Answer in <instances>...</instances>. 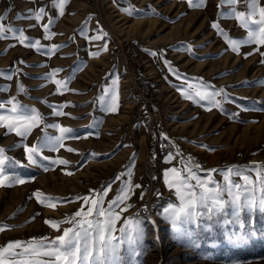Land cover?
Returning a JSON list of instances; mask_svg holds the SVG:
<instances>
[{"label":"rangeland","instance_id":"rangeland-1","mask_svg":"<svg viewBox=\"0 0 264 264\" xmlns=\"http://www.w3.org/2000/svg\"><path fill=\"white\" fill-rule=\"evenodd\" d=\"M257 2L264 7V0ZM40 8L45 10L40 21L24 18L29 9ZM128 8L134 11L123 10ZM233 9L247 16V0H237L234 6L204 0L203 7H189L187 0H69L62 16L53 0H0V17L6 18L0 23L17 29L15 36L24 30L29 38L21 44L9 32L0 39V71L4 73L0 75V103L5 105L0 116L12 115V104L18 103L23 108L19 114L31 115L34 109L43 120L27 138L0 127V148L21 162L8 165L7 174L26 181L0 186V225L6 226L0 231V247L11 241L50 240L61 235L72 225L61 224L58 231L45 220L70 218L82 207L86 212L91 199L101 196L107 208L130 179L141 187L133 188L125 202L131 207L120 213L116 228L139 213L145 235L139 249L142 255L131 257L127 246L122 247L123 264H264V212L259 209L243 208L238 213L239 224L232 222L231 206L211 219L199 218L185 226L192 236L183 241L177 239L171 220L163 214L169 203L180 204L175 189L165 183V172L183 170L189 159L200 165L201 171L194 167L193 171L201 179L215 169L212 178L221 185L225 183L222 173L229 168L249 169L245 174L255 180L253 167L264 165V56L260 54L264 46L242 44L239 53L231 50L229 40H245L258 27H242ZM50 19L49 29L55 35L44 39L43 25ZM214 23L223 35L212 27ZM101 31L107 37L93 40ZM36 40L42 45L39 50L25 46ZM53 45L61 47L50 53ZM53 70H59L54 80L65 82L67 91L58 92L48 78ZM143 75L150 89L144 95L139 81ZM196 90L220 91L215 99L221 108L181 94ZM58 105H66L60 109L65 115L54 114L53 106ZM141 107L143 122L136 119ZM154 119H158L159 131L152 126ZM55 125L72 129L65 134L64 146L42 148L40 157L48 160L38 158L37 165L28 166L25 145L39 146L45 135L59 137ZM151 134L173 144V159L169 160L170 154L148 155ZM60 159L68 163H51ZM233 179L242 183L239 177ZM155 189L161 197L157 203ZM37 191L58 198L52 202L56 207L41 204ZM85 196L90 198L88 204L76 199ZM223 199H228L226 193ZM232 232L249 236L233 242L229 239ZM115 235L121 234L117 231Z\"/></svg>","mask_w":264,"mask_h":264},{"label":"snow or ice","instance_id":"snow-or-ice-1","mask_svg":"<svg viewBox=\"0 0 264 264\" xmlns=\"http://www.w3.org/2000/svg\"><path fill=\"white\" fill-rule=\"evenodd\" d=\"M69 0H53V6L59 8V14L62 16L65 11V6ZM222 3L230 5H236L237 0H221ZM189 7H203L204 0H198L194 3V0H187ZM248 14L245 16L244 12H236L233 9L232 15L239 21L241 26L248 28L250 25H257L255 30H250L248 37L245 40H229V46L233 52L239 53L240 46L242 44L255 43L259 46H264V7H259L257 0H247ZM125 12L131 14L134 9H123ZM29 16L24 18H34L36 21H40L45 16L44 8H40L38 11L29 9ZM259 17L255 19V17ZM5 17H0V21L5 20ZM53 21L50 19L48 24H44V39H49L55 33H52L49 29V24ZM35 25H33L34 27ZM213 28H216L223 35V31L219 28L218 24H213ZM24 30H19L20 35L15 36L17 29L9 27L5 28L3 23H0V39L6 37L7 33H13L16 39L21 44H24L29 38L23 35ZM83 31V29H82ZM107 37V33L101 31V34L92 37L93 40H100ZM38 50L42 47L39 40L32 42L30 45ZM59 45H53L48 51L55 52ZM103 50H107V44L103 46ZM191 51V46L188 48ZM259 51V47L255 49ZM99 53H93L94 56ZM156 55V53H150ZM248 53L246 55H252ZM264 56V52L260 53ZM22 63V61H21ZM169 70L172 71L177 78L180 74L171 67L170 62L165 61ZM59 70H53L49 74L50 79L57 85V91H67V85L63 81L54 80L56 72ZM4 73L0 71V75ZM9 75L7 79H11ZM115 83V82H114ZM202 88L204 85L201 86ZM18 89L23 91V85H18ZM222 91V90H221ZM186 99L192 100L194 97H198L199 101L208 100L209 103L216 108H221V102L216 100L215 97L221 95L220 91L208 93L207 91L196 90L194 93L188 92L181 93ZM14 99V98H13ZM115 100L116 97H113ZM224 99L227 100L225 94ZM11 103V101H10ZM66 105L53 106V112L55 115H65L62 109ZM5 105L0 103V109ZM111 111H115V107H110ZM208 110H211L209 108ZM23 111L22 106L18 103L12 104L10 112L12 115L0 116V127H5L9 132H15L17 136L27 138L33 128L39 127L42 123V117L34 109L31 110V115L19 114ZM46 127H52L47 125ZM61 133L59 137H49L47 135L40 138L39 146L33 145L31 147L25 145L24 152L28 161V166L38 164V158L48 160V157H40L42 148H51V150H58V147H63V140L66 133H71L72 129L55 125ZM72 151V149H68ZM173 159V156L169 155V160ZM20 161H13L11 157L5 155V150L0 148V186L11 187L14 185H22L26 181L17 175L7 174V166L10 164L20 165ZM52 164H67L68 161L60 159L51 161ZM47 170L46 165H42ZM193 167L197 171H201L199 164L193 165L189 159L188 163H185L183 170L177 168H171L165 172V183L169 189H175V195L180 204L177 206L174 203H169L164 209V215L167 219L171 220L173 227L177 231V239L185 240L190 239L192 233L188 230L186 225L195 223L199 218L208 217L211 219L218 213L225 210L226 207L231 206L234 209L233 216L234 224H239V211L243 208L249 210L259 209L264 212V165L254 166L253 171L256 172V179L254 180L250 175L245 173L250 171L245 168H229L222 173L224 178V185L218 184L212 178V172L216 170H210L206 179H201L197 175L196 171H193ZM71 175V173H68ZM130 177L131 173H127ZM233 177H239L241 182L233 179ZM116 179H119L117 177ZM195 183H192V182ZM209 185H213L209 187ZM110 187V186H109ZM140 185H133L131 180L125 182L124 186L120 188L119 193L115 200L109 202L107 208L103 207V198L91 199V206L87 211H84L82 207L76 211L70 218H65L61 221H55L52 219L45 220V223L50 227L60 230L61 224H70L71 227L64 228L62 234L49 240L48 237H43L40 240L33 238L30 241H11L6 245L0 247V264H123L124 255H122V247L127 246V253L131 257L142 255L143 252L140 249L142 241L145 235L144 221L139 217L137 213L135 218L125 219L123 226L119 229L116 228V222L120 219V213L127 211L131 205H126L125 202L130 198L133 188H139ZM107 188L103 191V195H107ZM225 193L228 199H223ZM259 193V195L257 194ZM37 200L41 204L55 208V203L58 198L47 197L40 191L35 193ZM142 198V196H141ZM88 204L90 198L79 197ZM71 202V201H67ZM125 205L124 207H120ZM120 207V211H115ZM199 209V210H198ZM147 211V208L144 209ZM34 218V217H33ZM79 218V219H78ZM154 223V222H153ZM225 224L229 221L225 220ZM242 228L243 225L241 224ZM6 230V226L0 225V231ZM119 231L120 236H116L115 233ZM249 234L244 232H232L229 235V239L233 242H242L248 238Z\"/></svg>","mask_w":264,"mask_h":264},{"label":"built area","instance_id":"built-area-1","mask_svg":"<svg viewBox=\"0 0 264 264\" xmlns=\"http://www.w3.org/2000/svg\"><path fill=\"white\" fill-rule=\"evenodd\" d=\"M131 52H133V50H131ZM139 81L142 84V89H143V95L144 94H148L150 89L149 87L146 85V77L145 75L142 76V78L139 79ZM145 113L142 112V107L139 108V110L136 113V119L138 121L143 122L145 119ZM152 126L155 128L156 131H159V126H158V119H154V123L152 124ZM148 155L151 158H158L160 156L163 155H167V154H171L175 152L174 146L172 143L168 142V141H160L158 139L157 136H155L154 134H151L148 138Z\"/></svg>","mask_w":264,"mask_h":264},{"label":"trees","instance_id":"trees-1","mask_svg":"<svg viewBox=\"0 0 264 264\" xmlns=\"http://www.w3.org/2000/svg\"><path fill=\"white\" fill-rule=\"evenodd\" d=\"M153 193L156 195V194H157V190L155 189V190L153 191ZM156 196H157V197H156L157 201H155V203L159 202L158 200L161 199V197H159V195H156Z\"/></svg>","mask_w":264,"mask_h":264}]
</instances>
